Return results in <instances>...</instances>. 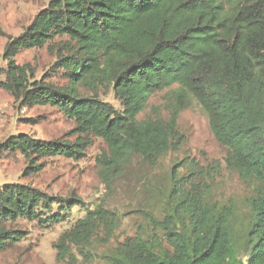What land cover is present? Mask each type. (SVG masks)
<instances>
[{
    "label": "trees",
    "instance_id": "obj_1",
    "mask_svg": "<svg viewBox=\"0 0 264 264\" xmlns=\"http://www.w3.org/2000/svg\"><path fill=\"white\" fill-rule=\"evenodd\" d=\"M62 37L74 46L52 68L63 71L66 88L31 80L27 68L14 62L20 51L42 49ZM2 58L0 89L24 107L57 108L74 122L78 137L72 144L25 134L7 138L0 151L25 158L23 177L43 170L36 158L78 160L90 145L88 136L108 148L98 159L108 185L133 155L154 166L179 150L184 140L177 130L179 115L195 104L227 152V169L254 186L248 224L234 235L233 211L186 193L172 170L163 220L145 213L169 250L156 251L150 239L135 236L119 244L106 264H264V0H51L9 40ZM97 85L110 87L119 109L96 94L80 93ZM164 91L167 121L139 120L149 99ZM79 206L75 197H51L21 184L2 186L0 252L23 238L5 224L24 220L53 226ZM116 222L103 207L88 211L60 236L57 258H67L72 247L109 242Z\"/></svg>",
    "mask_w": 264,
    "mask_h": 264
},
{
    "label": "rangeland",
    "instance_id": "obj_2",
    "mask_svg": "<svg viewBox=\"0 0 264 264\" xmlns=\"http://www.w3.org/2000/svg\"><path fill=\"white\" fill-rule=\"evenodd\" d=\"M49 1L0 0L1 71L6 68L2 56L9 40L18 37ZM70 45L74 46L67 38H56L42 49L20 51L14 62L27 68L31 80L66 88L68 81L63 71L52 67L61 56L70 55ZM80 93L96 94L100 101L119 109L109 86L97 85L94 90L82 88ZM167 99L166 91L151 97L138 119L167 121ZM74 128V122L57 108L24 107L20 100H14L10 93L0 89V145L7 138L20 134L40 141L72 144L78 138L72 133ZM177 130L184 139L178 151L159 158L154 166L133 155L109 185L98 162L108 148L102 140L92 136L87 137L90 145L78 160L36 158L37 164H43L44 168L39 174L28 177H23L27 166L23 156L0 151V188L7 184H21L51 197L81 200V206L72 208L64 222L53 226H40L24 220L5 224L6 230L21 233L23 238L0 252V264H106L105 258L119 244L135 236L150 239L156 245V251L169 250L161 231L150 223L145 213L158 221L163 220L172 188V170H176L178 178L183 180L186 193L205 200L210 206L229 207L233 211V234L241 233L248 224L250 209L247 202L254 196V186L227 169V152L213 137L208 120L197 105L193 104L180 113ZM96 207H103L117 216L113 237L107 243L96 240L84 250L72 247L68 257L59 260L55 245L60 236ZM57 209L53 206L51 214H57ZM98 233L101 238V230Z\"/></svg>",
    "mask_w": 264,
    "mask_h": 264
}]
</instances>
